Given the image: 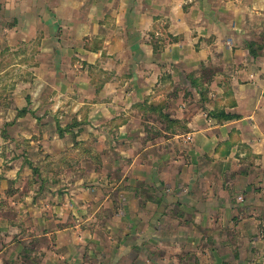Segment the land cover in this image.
<instances>
[{"label":"crops","instance_id":"0c3cea01","mask_svg":"<svg viewBox=\"0 0 264 264\" xmlns=\"http://www.w3.org/2000/svg\"><path fill=\"white\" fill-rule=\"evenodd\" d=\"M40 2V15L23 8L37 16L29 22L40 32L36 69L40 79L71 80L57 93L79 96L69 110H102L128 131L145 101L166 98L165 80L209 78L205 93L195 90L200 104L171 100L183 131H165V139L187 149L162 158L177 165L172 174L190 191L179 205L206 226L214 264H264V0Z\"/></svg>","mask_w":264,"mask_h":264},{"label":"rangeland","instance_id":"374dc122","mask_svg":"<svg viewBox=\"0 0 264 264\" xmlns=\"http://www.w3.org/2000/svg\"><path fill=\"white\" fill-rule=\"evenodd\" d=\"M24 7L39 15L44 8L0 0V264H214L206 226L179 205L190 191L162 158L187 149L165 139V131H183L171 100L195 102L209 78L165 80L166 98L145 101L128 131L102 110H69L77 95L56 106L72 82L39 78L40 32L29 29L37 16Z\"/></svg>","mask_w":264,"mask_h":264},{"label":"trees","instance_id":"16d2710c","mask_svg":"<svg viewBox=\"0 0 264 264\" xmlns=\"http://www.w3.org/2000/svg\"><path fill=\"white\" fill-rule=\"evenodd\" d=\"M251 52H252V54H253V51L252 50H250ZM26 110H23V112H25ZM212 115H214V116H220V118H223V119H231L232 117L230 116V115H227V114H225V113H223V112H220V113H212Z\"/></svg>","mask_w":264,"mask_h":264},{"label":"built area","instance_id":"2783aa9c","mask_svg":"<svg viewBox=\"0 0 264 264\" xmlns=\"http://www.w3.org/2000/svg\"><path fill=\"white\" fill-rule=\"evenodd\" d=\"M189 1H191V0H189Z\"/></svg>","mask_w":264,"mask_h":264}]
</instances>
